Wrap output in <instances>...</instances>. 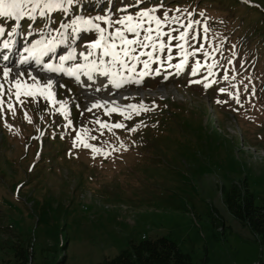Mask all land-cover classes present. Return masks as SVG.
Masks as SVG:
<instances>
[{"label": "rangeland", "instance_id": "1", "mask_svg": "<svg viewBox=\"0 0 264 264\" xmlns=\"http://www.w3.org/2000/svg\"><path fill=\"white\" fill-rule=\"evenodd\" d=\"M199 1L205 6L203 11L209 9L217 18L231 15L227 0ZM256 2L264 6V0ZM126 3L79 0L67 13L55 11L47 19L37 14L35 22L25 18L18 28L15 21L0 18V27L5 29V35L0 36V84L7 90L18 72L25 74L28 83H32L29 73L45 82L48 78L42 67L35 71L14 67L20 62L19 56L29 55L25 51L16 54V50L18 45L31 48L40 39H59L61 32L71 43L58 45L44 62L57 66L58 58L72 49L78 52L75 61H81L83 45L96 37L83 34L72 38V29L64 30L61 24L71 25L77 16L91 18L106 13L115 20L123 16L119 12L128 9ZM153 7H157L158 17L167 11L159 5ZM181 9L194 17L198 12ZM139 11L136 9L133 15ZM13 28L15 34L9 36ZM227 29L210 28L207 40L220 44L222 37L218 34ZM5 42L10 44L9 49H4ZM13 42L15 46H11ZM10 52L5 61L3 57ZM198 58L213 64L203 56ZM189 63L180 75L169 73L172 68L165 65L161 75L147 76L142 84H127L119 90L93 81L85 91L80 81L79 85L61 81L62 76L49 77L53 79L55 99L67 102V118L56 110L59 105L48 106L43 99L36 104L28 98L21 106L14 96L5 95L15 114L8 110L7 103L0 111V264H17L12 246L19 237L24 243L30 242L36 261L43 257L48 260L56 243L66 244L61 253H66L68 264H96L126 249L130 241L166 237L195 264H264L263 238L242 227L223 203L228 188L244 181L255 203H263V95L260 91L243 92L242 100L235 102L237 107L230 108L227 99L211 93L222 101L218 103L221 111L210 108L207 112L204 107L209 102L202 92L203 83H211L210 90L220 79H205L206 68L199 75H190ZM5 66L12 69L9 82L3 79ZM260 68L264 71L263 49ZM234 79L235 75L227 79L231 86ZM194 80L202 83H190ZM113 91L123 98H117ZM98 94H110L121 108L141 103L147 107L155 104V108L130 120H123L117 113L105 115L108 105L86 111L91 107L87 96ZM25 112L31 123L25 119ZM223 117L227 118L225 124L221 122ZM97 119L121 122L127 128L137 127V131L114 129L115 134L105 131L100 136L98 131H91L99 127L94 123ZM69 121L71 127H67ZM85 128L98 137L88 142L110 153L106 158L103 154L93 158L90 149L73 147L76 130Z\"/></svg>", "mask_w": 264, "mask_h": 264}, {"label": "snow or ice", "instance_id": "2", "mask_svg": "<svg viewBox=\"0 0 264 264\" xmlns=\"http://www.w3.org/2000/svg\"><path fill=\"white\" fill-rule=\"evenodd\" d=\"M79 0H0V18H7L16 22V28L19 27L20 21L27 18L35 21L37 14L40 18H50L55 11L67 13L70 8L78 3ZM247 2V0H245ZM157 8H150L141 10L135 15L128 14L113 20L107 13L105 15H97L91 18H84L77 16L71 23L61 24V28L67 30L72 29L69 34L70 37L76 38L83 34H92L96 37L83 45L84 50L79 53L84 63H77L75 65L65 67L67 61L77 60L75 49H72L68 55H62L58 59L59 65L54 66L52 63L44 62V57L49 56L50 53H55L58 45H66L71 43L69 37H65L64 32L60 33V38L52 37L51 39L37 40L31 45V48L25 47L24 51L29 55L20 60V64H26L29 59L34 60L37 65H42L41 71L46 73H63L68 77H74L75 81H80L81 74L86 76L88 80L93 79V73H97L103 77L108 78L105 88L111 87L119 90L127 84L140 85L147 76L161 75V69L165 65L175 69V74L180 75L189 66L190 59L192 61L190 67V75L196 76L200 74L202 68H206L208 75H213L212 68L214 64H205L202 60L197 59L199 55H203L205 60L211 59L210 54L204 50V42L207 41L208 28L203 27V33H198L195 25L199 21L188 20L187 23L181 21L178 16H169L165 11L163 17H158ZM177 11H180L177 9ZM203 15V13H201ZM191 14L189 13V17ZM97 21L99 23H97ZM167 29V31L165 30ZM15 28L8 35L15 34ZM176 33V35H173ZM5 35V29L0 27V36ZM167 37V39H165ZM176 43L173 44L172 42ZM199 43V47L196 44ZM4 49H9L10 44L5 42ZM175 52V55H173ZM54 58V57H52ZM3 59L7 61L8 56ZM178 62L173 64V60ZM156 64L158 67L153 68ZM138 66H142L138 71ZM12 72L10 67L3 68V79L9 82V76ZM24 73L18 72L17 77L10 83L11 86L5 90L4 85L0 84V111H3V106L7 103L8 110L15 114V108L11 101H5V95L14 96L16 102L23 106L31 98L33 103L39 104L41 99L48 102V106L59 107L56 109L65 118L68 116V108L66 101H58L55 99L53 91L54 83L51 79H46L45 82L34 75L28 74V79L32 83H28L24 79ZM167 75L164 79H167ZM207 79V77H205ZM227 79V77H225ZM190 83H202L200 80L190 81ZM211 83H203L204 88H210ZM64 87V85H58ZM96 91H101V88H96ZM220 89V92H224ZM229 95H231L229 93ZM24 97V99H21ZM127 99L128 97H124ZM239 102L238 95L235 97ZM222 103V101H217ZM108 105L105 108V115L111 116L117 113L122 116L123 120H130L133 115H140L141 112L152 111L155 104L151 107L145 106L143 103L131 104L121 108L115 101L110 104L108 101L104 102ZM99 102L93 103L86 111L91 112L93 109L104 107ZM25 119L31 123V118L27 112L24 113ZM99 127L91 131H98L100 136L105 134V131L113 132L114 129H127L129 133L137 131V127L127 128L124 123L116 122L109 123L97 119L95 122ZM72 122L69 121L67 127H71ZM63 138V137H62ZM97 140L98 137L90 135L89 129L76 130V136L73 138V147H83L90 149L93 153V158L96 154H103L105 158L110 153H105L100 147L93 145L88 140ZM103 143H107L104 141Z\"/></svg>", "mask_w": 264, "mask_h": 264}, {"label": "trees", "instance_id": "3", "mask_svg": "<svg viewBox=\"0 0 264 264\" xmlns=\"http://www.w3.org/2000/svg\"><path fill=\"white\" fill-rule=\"evenodd\" d=\"M140 1L142 0H126L125 6H133ZM173 1L152 0L150 2L144 1L141 5L144 8H149V6L154 4H161L165 7L173 4L180 9L185 7L187 10H194L196 6H201L202 11L205 9V6L199 0ZM227 1L231 15H225L218 20L207 19L209 27L219 23L229 25V27L226 31H223L224 40L220 44L205 50L210 54L211 59L209 60L217 68L212 69L213 75L209 76L206 74L204 77H207V80L223 78L228 83L225 88H220L225 90L221 93L225 98L237 100L235 98L237 95L241 99L243 92L254 94L255 91H260L264 98V78L256 75V69L264 75V71L260 68L261 52L262 49L264 50V6L254 0H252L253 3L240 0ZM241 10H243V13H240ZM181 14L184 16L187 13L182 10ZM190 17L192 18L193 16ZM195 21L201 23V20H193V22ZM174 34L176 35V33ZM211 51H214V53L212 54ZM198 57L197 59H199ZM233 75L236 76V79H234L231 86L227 79ZM249 87L254 90L249 89ZM223 203L231 216L242 227L248 228L254 236L264 240V200L261 205H257L253 193L249 192L246 186L233 185L224 193ZM16 240L12 249L14 250L13 254L17 264H68L66 253H61V250L66 247L65 243H56L48 260L43 257L42 260L36 261L34 248H32L30 242L23 243L20 238ZM96 264L195 263L188 254L180 251L175 242L166 237H157L138 242L130 241L126 249L121 250L112 258Z\"/></svg>", "mask_w": 264, "mask_h": 264}, {"label": "bare ground", "instance_id": "4", "mask_svg": "<svg viewBox=\"0 0 264 264\" xmlns=\"http://www.w3.org/2000/svg\"><path fill=\"white\" fill-rule=\"evenodd\" d=\"M69 54V53H68ZM67 54V55H68ZM11 55V54H10ZM15 56V55H14ZM81 61H82V63H84V61H83V59H81ZM67 63H69V61H67L66 63H65V67L67 68V67H69L68 65H67ZM30 66H32V64H29ZM34 65H37L36 63H34ZM16 66V65H15ZM55 66V65H54ZM54 76L55 75H57V74H63V73H52ZM93 75V79L92 80H88V78L86 77V76H84L83 74H81V77H80V83H81V85H82V89L83 90H85V91H89L90 90V84L94 81H96L95 83L96 84H102L103 85V87H104V85H106L107 84V79L108 78H106V77H103V76H101V75H98L97 73H93L92 74ZM74 78V77H73ZM75 79V78H74ZM52 80V79H51ZM77 82V81H76ZM78 83V82H77ZM102 87V86H101ZM108 87H111L110 85H108ZM112 88V87H111ZM114 92V91H113ZM115 93V92H114ZM110 95V94H109ZM109 95H107L106 97H101V96H99V94L98 95H95V96H93V95H88L87 96V102H88V104L91 106L92 105V102H95V103H97V102H99L100 104H102V105H104V102L105 101H112V99L113 98H111L112 96H109ZM115 95L117 96V98H119L120 100L123 98V96L121 95V93H115Z\"/></svg>", "mask_w": 264, "mask_h": 264}]
</instances>
